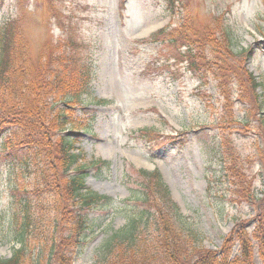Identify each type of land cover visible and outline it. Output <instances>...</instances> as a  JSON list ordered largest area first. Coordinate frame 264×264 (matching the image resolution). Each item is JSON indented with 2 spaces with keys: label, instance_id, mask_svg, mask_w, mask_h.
Here are the masks:
<instances>
[{
  "label": "rangeland",
  "instance_id": "374dc122",
  "mask_svg": "<svg viewBox=\"0 0 264 264\" xmlns=\"http://www.w3.org/2000/svg\"><path fill=\"white\" fill-rule=\"evenodd\" d=\"M179 5L170 13L165 0H0V26L18 23L33 58L56 44L68 26L86 46L91 79L82 98L86 110L79 111L88 123L79 146L81 163L88 167L89 190L110 197L112 204L88 213L92 232L75 264H92L95 252L136 212L130 194L139 170L159 171L182 221L199 234L204 249L219 250L237 221L255 216L252 207L238 203L225 169L229 151H238L247 160L253 189L258 195L263 190L254 142L256 114L264 112V0ZM187 20L200 30L228 24L234 32L232 53L212 40L214 50L201 47L197 68H191L177 49L161 38L152 40L156 32L165 28L168 35ZM246 70L261 84L260 106L248 91ZM10 160L0 152L4 260L18 249L5 219L10 193L19 186L35 189L33 177L10 168Z\"/></svg>",
  "mask_w": 264,
  "mask_h": 264
},
{
  "label": "trees",
  "instance_id": "16d2710c",
  "mask_svg": "<svg viewBox=\"0 0 264 264\" xmlns=\"http://www.w3.org/2000/svg\"><path fill=\"white\" fill-rule=\"evenodd\" d=\"M181 1L165 0L167 12H175ZM180 25L168 35L163 28L152 40L161 38L177 49L191 68H197L194 60L201 47L214 50L212 40L232 53L234 32L228 24L201 30L189 20ZM61 34L35 59L18 23L9 20L0 26V152L11 159L10 168L35 182L32 191L14 188L7 200L8 235L18 249L0 264H75L92 232L88 213L104 212L112 204L110 197L89 190L88 167L81 163L79 146L88 123L79 111L86 110L82 98L91 79L86 46L76 40L74 26ZM245 72L251 98L260 106L261 84ZM256 115L255 159L264 176V112ZM231 123L238 124L235 119ZM229 157L225 170L234 195L255 216L237 221L219 250L204 249L199 234L182 221L159 171L139 170L137 188L130 194L136 212L95 252L92 264H264V188L259 195L253 189L243 155L230 150Z\"/></svg>",
  "mask_w": 264,
  "mask_h": 264
}]
</instances>
